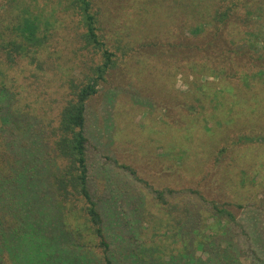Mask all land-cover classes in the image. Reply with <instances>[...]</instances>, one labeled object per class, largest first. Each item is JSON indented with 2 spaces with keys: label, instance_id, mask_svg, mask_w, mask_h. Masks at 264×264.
Masks as SVG:
<instances>
[{
  "label": "rangeland",
  "instance_id": "rangeland-1",
  "mask_svg": "<svg viewBox=\"0 0 264 264\" xmlns=\"http://www.w3.org/2000/svg\"><path fill=\"white\" fill-rule=\"evenodd\" d=\"M240 1L244 23L215 37L192 33L175 2L93 0L116 56L87 105L89 188L114 264H195L218 247L211 264L224 249L264 264V0ZM74 2L0 0V147L37 169L39 189L57 166L47 123L102 62ZM26 20L46 44H12Z\"/></svg>",
  "mask_w": 264,
  "mask_h": 264
},
{
  "label": "trees",
  "instance_id": "trees-1",
  "mask_svg": "<svg viewBox=\"0 0 264 264\" xmlns=\"http://www.w3.org/2000/svg\"><path fill=\"white\" fill-rule=\"evenodd\" d=\"M166 1L179 6L182 20L198 23L192 33L199 28L197 33L201 35L223 37L227 28L231 26L230 30L234 31L237 24L244 23L240 0ZM73 6L85 28L82 43L85 41L88 48L101 51L102 62L93 68L95 77L71 84L69 99L61 103L57 119L47 123L44 140L53 148L57 163L54 174L48 179L49 187L44 181L38 182L44 183L41 189L32 185L36 183L37 169L12 161L9 153L0 147V209L6 211V214L0 213V264H95L92 256L96 255V248L92 249L91 243L95 240L102 255L101 264H114L105 220L89 188L86 127L87 105L98 94L99 84L112 69L116 54L110 50L109 34L101 28V15L96 12L93 0H75ZM26 21L15 25L19 33L12 44L25 45L29 50L46 44V37L38 36L36 20ZM222 41L227 43L228 40ZM40 174L42 179L46 177ZM46 188L53 190L54 195H46L49 193ZM189 217L191 221L193 215ZM67 219L80 220L84 230L88 229L90 239H84L79 229L75 230L76 234L71 231ZM65 236L70 241L65 242ZM223 253L221 264H241L235 257L228 256V250L224 249ZM218 255H222L219 247L211 250L206 260L200 258L195 264H211L209 259Z\"/></svg>",
  "mask_w": 264,
  "mask_h": 264
}]
</instances>
